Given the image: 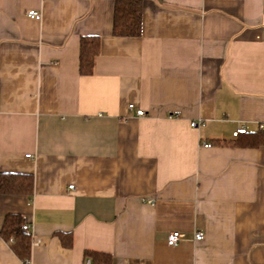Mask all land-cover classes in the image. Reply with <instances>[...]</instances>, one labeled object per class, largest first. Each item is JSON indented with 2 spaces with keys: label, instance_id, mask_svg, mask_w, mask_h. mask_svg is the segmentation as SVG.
Here are the masks:
<instances>
[{
  "label": "crops",
  "instance_id": "crops-1",
  "mask_svg": "<svg viewBox=\"0 0 264 264\" xmlns=\"http://www.w3.org/2000/svg\"><path fill=\"white\" fill-rule=\"evenodd\" d=\"M143 6L124 37L115 0H0V172L34 179L0 194V264H26L1 235L9 213L31 226L29 264H264V144H232L264 123V0ZM86 35L101 39L90 75Z\"/></svg>",
  "mask_w": 264,
  "mask_h": 264
},
{
  "label": "trees",
  "instance_id": "trees-1",
  "mask_svg": "<svg viewBox=\"0 0 264 264\" xmlns=\"http://www.w3.org/2000/svg\"><path fill=\"white\" fill-rule=\"evenodd\" d=\"M143 0H115L113 33L116 36L138 37L142 33ZM99 35L82 36L80 43V73L90 75L94 71L96 57L100 54ZM242 137V138H241ZM227 144V142H223ZM231 143V142H229ZM232 144L258 146L264 144V131L248 132L238 137ZM33 175L26 173L0 172V194H26L33 192ZM25 218L18 213L6 216L1 235L11 248L27 264L31 256L32 236L23 229ZM72 245V237L65 240ZM86 257L92 264H113L112 254L87 250Z\"/></svg>",
  "mask_w": 264,
  "mask_h": 264
},
{
  "label": "built area",
  "instance_id": "built-area-1",
  "mask_svg": "<svg viewBox=\"0 0 264 264\" xmlns=\"http://www.w3.org/2000/svg\"><path fill=\"white\" fill-rule=\"evenodd\" d=\"M28 16L31 17V18H34V19H40L42 17L41 13L38 11V10H35V9H32L30 11H28ZM130 109H135V105L134 104H130ZM136 114L138 116H143L145 114V111L144 109H136ZM199 125L198 122H192L191 123V126L192 127H197ZM258 130L260 131H264V123L260 124L258 126ZM248 133V129L245 127V126H242V128H238L237 130H235L233 132V136L234 137H239L241 136L242 134H246ZM205 146L206 147H210L212 146L211 143H205ZM28 157H30L31 155L28 154L27 155ZM70 188H73V185L70 186ZM23 229L26 231V232H31V226L29 223L27 224H24L23 225ZM183 234L178 230V231H171L169 234H168V237H167V243L169 246H177L182 238ZM202 238V233L201 232H198L196 233V239H201ZM40 241L39 240H35L34 241V244H38ZM27 264H29V261H27ZM86 264H92V259L91 258H87L86 259Z\"/></svg>",
  "mask_w": 264,
  "mask_h": 264
}]
</instances>
